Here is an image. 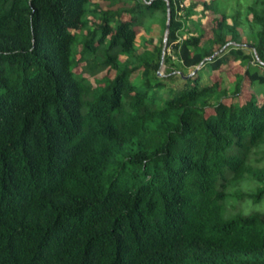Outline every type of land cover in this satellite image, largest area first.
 <instances>
[{"label": "trees", "instance_id": "obj_1", "mask_svg": "<svg viewBox=\"0 0 264 264\" xmlns=\"http://www.w3.org/2000/svg\"><path fill=\"white\" fill-rule=\"evenodd\" d=\"M116 1L0 0V264H264V210L242 205L264 195V100L239 97L245 76L264 94V0H203V39L192 4ZM173 57L199 67L169 85ZM231 60V85L201 82Z\"/></svg>", "mask_w": 264, "mask_h": 264}, {"label": "rangeland", "instance_id": "obj_2", "mask_svg": "<svg viewBox=\"0 0 264 264\" xmlns=\"http://www.w3.org/2000/svg\"><path fill=\"white\" fill-rule=\"evenodd\" d=\"M94 2H97L101 5V7H106L107 4H109V0H91ZM203 0H181V4L183 7L182 9L179 10L178 14L181 16L183 15L184 12V7L187 5L192 4L191 11L189 13V16L186 18L185 26L182 28V34H186V31H183V29H188V31L192 33H197L198 32V27H202L203 33H202V39L209 36L211 33V28L214 25L215 18L220 17V12H215L212 9L208 8H203L202 7V2ZM207 1V0H205ZM234 1L237 2V5L239 8H242L244 4L248 3L250 0H221V3L224 6H235ZM129 0H127L128 4ZM121 0H117L116 3L112 4V7L121 4ZM180 5V4H179ZM222 6V5H221ZM228 7L225 10H228ZM250 16V14H248ZM159 13H156V11L152 14V16L148 17L145 16L142 18V22L144 25L150 24L151 30L149 32H145L144 28L142 25L136 24L134 25V30H135V47L136 52L140 51L143 46H151L152 43H158L159 42V36L162 33V26L160 25V18H159ZM121 18L124 19H133L128 13L123 12L121 13ZM229 20V18H227ZM89 22L94 20V17L88 16ZM166 21V20H165ZM157 24V25H156ZM73 30H76L73 28ZM164 35V33H163ZM151 37V41H147V38ZM124 55L120 54L119 58H123ZM172 62L175 64H171V62H163L161 61L158 67L157 74L159 76L165 77L166 82L169 85H176L179 84V78L178 74H183L187 75L191 74L193 72L192 67H185L182 65H179L176 59L173 57ZM199 67L198 65H195ZM194 66V67H195ZM193 67V68H194ZM81 69V63L78 64L76 67V70ZM243 67L238 63L237 60H231L228 63L221 64L218 68L213 69L212 71H208L205 68L202 69V74H201V82L206 81L207 79H212L215 80L216 82H222L223 85H231L234 75L237 72H242ZM113 69L111 68H105L93 75H87L86 72H84V75L89 78V81L91 84H94V77H100L101 75L105 74L108 76H111L113 74ZM246 76L242 79V84H241V90L239 93L240 101H243L244 99H247L251 94H254L256 97V101L258 103L262 102L264 100V94L261 92V86L258 84H253V86H249L247 82ZM242 205H246L249 208H253L254 210H264V195L257 201L251 202L250 200L243 202ZM240 208H242L240 206Z\"/></svg>", "mask_w": 264, "mask_h": 264}, {"label": "water", "instance_id": "obj_3", "mask_svg": "<svg viewBox=\"0 0 264 264\" xmlns=\"http://www.w3.org/2000/svg\"><path fill=\"white\" fill-rule=\"evenodd\" d=\"M168 17H169V13H168V7H167V13H166V21H165V28H164V35H163V46L161 49V55L163 54V50H164V42H165V36H166V31H167V25H168ZM198 65V64H197ZM197 68V66H195L193 68V71Z\"/></svg>", "mask_w": 264, "mask_h": 264}]
</instances>
